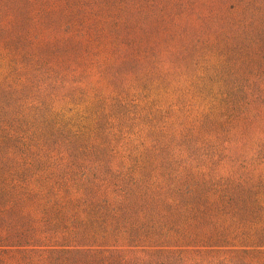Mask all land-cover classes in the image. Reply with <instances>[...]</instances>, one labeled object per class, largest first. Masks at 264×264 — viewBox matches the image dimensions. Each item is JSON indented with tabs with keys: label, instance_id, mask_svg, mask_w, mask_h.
Returning <instances> with one entry per match:
<instances>
[{
	"label": "rangeland",
	"instance_id": "obj_1",
	"mask_svg": "<svg viewBox=\"0 0 264 264\" xmlns=\"http://www.w3.org/2000/svg\"><path fill=\"white\" fill-rule=\"evenodd\" d=\"M0 264H264V0H0Z\"/></svg>",
	"mask_w": 264,
	"mask_h": 264
}]
</instances>
